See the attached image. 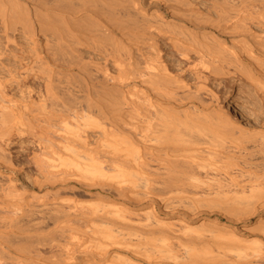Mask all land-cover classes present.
<instances>
[{
    "label": "bare ground",
    "instance_id": "6f19581e",
    "mask_svg": "<svg viewBox=\"0 0 264 264\" xmlns=\"http://www.w3.org/2000/svg\"><path fill=\"white\" fill-rule=\"evenodd\" d=\"M42 1L46 8L59 11H53L58 15L46 29L55 38L45 41L52 42L46 47L48 60L38 58V63L65 89L68 100L63 110L68 118L60 129L52 124L49 132L35 131L41 145L33 160L42 177L34 179L32 187L26 186L32 190L20 189L9 175L0 174V180L5 181L0 182V211L24 219L22 227L19 223L23 220L19 226H11H18L23 232L20 237L26 240L12 249L0 244V264H41L42 252L36 244H44L49 237L54 242L45 244L58 246L54 248L60 249L55 262L63 264H73L67 260L76 258L72 251L76 248L81 254L75 264H244L253 250L259 258L256 255L264 246L244 244L249 241L246 237L227 233V227L214 218L200 217L195 208L186 206L180 214L162 217L151 204L157 201L167 210L171 200L156 194L151 185L264 182V107L256 121L243 126L217 102L210 108L203 101L207 94L199 95L204 89L216 100L215 92L207 87L209 76L238 72L264 100V0H212L208 7L189 0H178L182 1L179 5H174L177 0H163L162 9L154 7L151 1L155 0H148L146 9L141 0H112L113 5L101 11L103 18H98L101 12L96 9L100 0ZM17 3L13 2L19 6ZM36 4L40 2L32 5L31 15L32 10L26 8L23 25L29 26L33 15L37 17ZM11 15V8L0 7L4 24ZM88 16L92 22L89 19L81 25ZM161 39L191 64L192 86L167 67ZM60 74L65 76L62 80ZM235 91L231 87L228 95ZM42 112L41 108L24 115L31 131L37 121L48 122ZM14 118L12 109L0 105V138L12 127ZM89 132L98 134L96 141L90 142ZM252 155L256 156L254 161ZM7 157L0 143L2 164ZM76 184L83 185L85 199L71 197ZM238 186L235 196L228 195L225 185L227 192H217V187L211 192H217L215 196L221 193L218 203L228 206L229 213L231 206H248L263 192L258 183L249 185L247 191ZM93 188L96 193H90ZM104 190L117 200L102 195ZM143 199L148 203L145 208L131 207ZM75 221H81L90 235ZM136 222L139 228L131 226ZM76 229L85 231L82 234L87 237L83 240L79 236L82 241H75L71 232ZM46 234L50 236L45 238ZM109 245L115 251L106 253Z\"/></svg>",
    "mask_w": 264,
    "mask_h": 264
},
{
    "label": "rangeland",
    "instance_id": "374dc122",
    "mask_svg": "<svg viewBox=\"0 0 264 264\" xmlns=\"http://www.w3.org/2000/svg\"><path fill=\"white\" fill-rule=\"evenodd\" d=\"M36 1L40 2L39 5L36 4L37 5L36 6L37 17H35L36 15L35 16L33 15L34 18L31 17L32 22L29 26L23 25L24 17L26 15V8H27V10L30 8L29 12L32 10L30 12V15H31V13L33 12L32 5L35 4ZM44 1H46V0H44ZM111 1L112 0H110V1L109 0H106V1L100 0L98 3H96V5H97L96 9L98 10V13H99V11L101 12L102 10L104 11L106 9V8H104V6L107 7V9L109 7H111V5H113V4H111L113 1L112 2ZM147 1L148 0H141V3L143 5V7H145V9L147 8V6H145L147 4ZM189 1H191V3L194 2L193 4L196 3L202 7H205V6L208 7L212 4V0H189ZM13 2L14 3L18 2L17 4H19V6L18 5L15 6L13 4ZM101 2H102V4H101ZM175 2L176 1L171 2L170 4H174ZM178 2L180 4H182L181 3L182 1L180 2L177 0V3H175L174 5H179ZM42 3H44L42 0H40V1L39 0H13V1L12 0H0V7L5 6L7 8H11V13H12L8 24H6V23L4 24V21L1 19V16H0V105L7 106L8 108L12 109L13 113L15 114V118L13 119V121H11V122H13V123H11V124H13V125H11L12 127H10L6 131V133L2 135L3 137L0 138V140H1L0 143H1L2 147H4V150L8 156L7 158L9 160V162L7 163L8 160L6 158V160H7L6 164H2L3 161L2 162L0 161V174L9 175L11 177V179H13V182H15L16 185L20 189H25V190L27 189V191L32 190V188L28 189L26 186L32 187L34 185V183L32 184V182L33 181L35 182L34 179L38 178V176H39V178L42 177V174H40L41 172L38 170V168L36 167L35 162L33 160V156L36 154H39L37 152H39V150H40L39 146L41 145V142L38 141V139H37L38 137L34 134L35 131L37 130L36 131V133H37L39 131L51 130L52 128L50 129V127H52V124L54 127H56V128L59 127V129H60V128H62V126H64V122H66L67 118H68V116L65 114V112L63 110L64 106L66 105L67 100H68L66 97L67 95L65 93L66 92L65 89L62 88V86L56 85L55 84L56 82L54 81L55 79H51L49 76H47L46 72H44L40 68L39 63H38L39 62L38 58H39V60L41 59L42 61L48 60V56H49L48 53L49 52H48V48H46V47L48 44H51L52 42L51 43L46 42L47 43L46 44L45 41L50 42V39H52V41H54L55 38H51L53 36L50 35V31L48 33V30H46V29H48V26H49L48 23H50L51 21L54 20L56 15H58L56 13H58V11H59V10H55V8L53 9L52 7L46 8V6H48V5L47 4L44 5ZM151 3L154 5V7H159L160 9H162V7L164 6L163 0H155V1H151ZM98 6H99V8L101 7L100 8L101 10L98 8ZM102 8H104V9H102ZM53 11L56 12L55 13L56 15L54 14ZM51 13H53V14H51ZM104 16L105 15L104 14L102 15V12H101V14H99L98 18H100V17L103 18ZM89 17H91V16H88L87 18H84L83 20H81V25L85 26L86 24H88L87 22H90V20L92 22V19H90ZM85 19H86V21H84ZM83 22H85V23H83ZM25 26L27 28H30L29 30L32 34H30L28 31L25 30ZM116 33H118V30L116 31ZM46 37L48 38V40H45V39H47ZM161 40H160V45L162 48V51H161L162 58L166 62L167 67H169V70L171 71V73L175 74V72H177L176 75L179 74L178 76L180 78H183V80L187 79L186 81H188L192 86V84L194 82V73L192 72L191 64H189V62H187L182 57L175 54V52L172 51L170 49V47L168 46L166 40H162V41ZM164 42L167 45H165ZM85 49L86 48L81 46V50L84 51ZM85 51H84V54L86 55ZM91 52H93V50H91ZM100 60H102V58ZM109 67H111V66H109ZM111 69H112V71L114 70L113 67H111L110 70ZM212 76H214V75L209 76V80L207 82V84L209 83V85H207V87L211 88L212 91L215 92V94L217 95L216 96L217 99L215 100V97H214V99H212L213 97H211V95H209V92H207V90H204V89L201 90L200 89L202 91V93H200L201 91L199 90L200 91L199 95L204 96V94L205 95L207 94L206 96H204V97L202 96V97L205 99V100L203 99V101L205 103H207V104L209 103L208 105H211L210 108L212 106H214L217 102V104L220 105L223 108V110H225V112L231 118L235 119L237 122L240 123V125H243V126H247V124L249 126L250 123H253L254 121H256L258 119V117H260L262 115V110H263L262 107H264L262 105H264V100H262V98H260V96L258 95L256 90L253 88V86L249 83V81L244 76L240 75L238 72L228 73V74H217V75L215 74V77H212ZM64 77L65 76L62 74L59 75V78L61 80ZM192 78H193V80H192ZM231 87L235 88L236 91L233 95L229 96L228 94L230 92ZM102 91L103 90H101L100 92H102ZM205 91H206V93H204ZM202 97L200 98L201 101H202ZM207 100H212V101L208 102ZM198 102L199 101H197V100L195 101V103H198ZM257 105H258V107H257ZM37 108L38 109L42 108V110H43L42 116L47 118L49 123L46 122V123H48V124H46L44 121L41 122V120L37 121L38 123L36 122V124H35L36 126L34 127L35 130L33 129L32 130L33 133H31L32 131L29 129V127H28V125H27V123L23 117H24V115H30L31 113L35 112V110H38ZM51 108H53L54 110H51ZM260 110H261V112H260ZM30 111H31V113L29 114ZM52 111H53V114H52ZM50 123H51V126H49ZM47 125H48V127H47ZM256 128H259V127H256ZM254 130H256V129H254ZM89 135H90V139H89L90 142H94V140L96 141L98 138V136H97L98 134L89 132ZM7 151H8V153H7ZM252 156H254L253 160H252V161H254V158L256 159V156L255 155H252ZM239 160H243V159L239 158ZM7 164H9L11 166H8ZM38 172L40 175L38 174ZM0 182H5V181L0 180ZM213 183H216V182H209V183L208 182H204V183L203 182H152L151 186L154 187L155 191H157L156 194L159 193L158 195H161V197H164L167 199L170 198L169 200H171V205H172V206L168 207L166 210L164 207L162 208L161 204H159L157 201H155L154 202L155 204L153 203L154 205L151 204L152 209L155 211L157 210L156 212H158V213H161L162 217H168V216L170 217L171 214H174V213L180 214L179 211H181V209L184 210L185 208L187 209V207H188V209L189 208L190 209L195 208L196 211L200 212L199 213L200 217L205 216V217H207V219H213L214 218L217 222H219L220 224H223L225 227H227V230H226L227 233L233 232L236 235L244 236L250 241V242L247 241L244 244H246V243H248V245H250V244L251 245L252 244H254V245L259 244L260 245L261 244V246H260V249H261L264 246V233H263L264 232V182H239V183L238 182H231V183L225 182L227 184H225L223 182H222L223 184H220V182H217L219 184V186L216 183L215 188H214V186H212V185H214ZM234 183H236V186ZM237 183H238V185H241V186L243 185V187H245L244 189L246 191L248 190L249 185L258 183V184L263 186V192L261 193V195L257 198V200L254 203L249 204L250 207H248L249 205L248 206L247 205H245V206L241 205V208H239V206L238 207L236 206V208H235V206H231L230 207L231 213H229V212H227L228 210H226V208L228 206L224 207L225 204L222 203V205H221L220 203H218V200L220 201V198H221V197L220 198H218V197L221 196V193H218L217 196H215V194H217V192L219 190L221 192L222 189L224 191H226L225 190L226 188L224 189V187H223L225 185V187H227L228 193L230 192L228 195L229 196H235V195H233V193L236 194V190H238V187H239L237 185ZM210 184L213 187L212 190H211ZM206 186H207V188H206ZM217 186L219 188L221 187V189H219ZM216 187L218 190L216 189ZM235 188H237V189H235ZM55 189H56V187H55ZM75 189L76 190L74 191L75 193L73 194V196L71 195L72 193L70 194L71 197H73L75 200L85 199V198H82V196L84 194L83 190H85L83 188V185L82 184H76ZM213 190H217V192L214 191L216 193L211 194V192H213ZM93 191H97V189L96 188L91 189L90 193H96ZM201 192H203V193H201ZM206 192L209 193L211 196L209 194L207 195ZM101 194L102 195L106 194L105 196L109 197L110 199L117 200L116 197L113 196V193L110 191L104 190V191H101ZM204 194L207 196L205 197ZM212 195H213V197H212ZM199 197H200V199H198ZM196 199L198 200L197 204H196V201H197ZM208 200H210V201H208ZM211 200L213 201L212 204H210L212 202ZM143 201L144 202L141 204H136V205L131 204V207L132 208H135V207L136 208H138V207H140V208L144 207L145 208V205H148V203L146 202L147 200H145V199H143ZM215 201H216V203H214ZM172 203L173 204L175 203L176 205L175 204L173 205ZM218 204H220L221 207L218 206ZM209 205H211L212 207ZM251 205H253V206L251 207ZM242 206H244L245 208ZM169 208H171V209H169ZM204 208L206 210L209 209V211L207 212L206 210H204ZM214 208H216V210ZM237 208L240 211L236 210ZM161 209H162V211H161ZM177 210H178V212H177ZM232 210H234L235 212L233 213ZM164 211H166V212H164ZM0 213H2V215H0V241H1L0 244H1V246L2 247L5 246L4 249L5 248L7 249L8 245H9V246H11V249H12V247H13L12 245H15L16 243H17V245H18V243L19 244L25 243L26 240H24L23 238L20 237V235L21 236L23 235V232H19V230H18V226H19L18 222L23 220L19 223V224H21V223L23 224L24 219L22 217H20L19 219L13 218V217L11 218V217H8L7 214H4L1 211H0ZM221 214H225V215H221ZM4 215H5V217H4ZM144 215L145 214L142 213V215H140V217L142 219H144ZM230 215H232V216L235 215V216L232 217ZM240 217L243 219H241ZM258 217L260 218V221L257 220ZM76 222H78V221H75L74 224H79L80 230H81V228L83 230L85 229L84 227H82L80 225L81 221H79L78 223H76ZM13 223H16V225H18V226H11ZM22 224L20 225L21 227L23 226ZM115 226L116 225H114V227ZM131 226L132 227L135 226V228H139L138 226H140V225L139 224L137 225V222H136L135 224H131ZM244 228H245V230H244ZM79 229H76L77 231L73 230V232H71V233H75V241H78V242L82 241V239L84 240V238H86L88 236V234L91 233L89 231V229H87V230L85 229V231L87 233V236H86V235L82 234L85 231L81 232L82 231L81 230L80 231L81 233H80ZM121 231H125V229H123ZM16 232H18V233H16ZM67 232H69V231H67ZM78 232L81 235H79ZM227 233H226V235H227ZM67 234L68 233H66V235ZM69 234H70V232H69ZM76 235H78V236H76ZM49 236L50 235L47 236V234H46V237L45 236L44 237L48 238ZM52 236H54V235H52ZM34 237L38 238L37 240H39V241L41 240V242H45V240H46V239L42 240V238L41 237L39 238L38 235H35ZM55 237H57V236H55ZM77 237H79V239L80 238H82V239L79 241V239ZM2 238L5 240H3ZM49 241L54 242L53 240H50V237H49V240H47L46 242H49ZM251 241H253V242H251ZM262 242H263V244H262ZM45 243L44 244L43 243H37L36 244V242L34 243L37 245L40 253L42 252L41 253L42 256H40L42 260L40 263L41 264H51V263L63 264L64 262H59V261H58L59 263L55 262L57 258H54V257H57V255H58L57 253L60 251V249H54V248H58V246L57 247L52 246V245L49 246L48 243L47 244H45ZM4 244H7V246ZM109 246L106 247V250H105L106 253H111V252L115 251L112 248V246H110V247ZM75 248H76V246L74 247V249ZM77 249L78 248H76V250H72L73 254L76 256L77 259L75 258V259H70L67 261H72L73 264L80 261L78 259V257L80 256L78 254L80 252ZM258 249H256V250H258ZM56 250H57V252H56ZM262 250L264 251V247ZM262 250H260V251L263 253ZM75 251H78V252H75ZM258 251H255V252L257 253ZM251 252H250L251 256L248 258L249 260L246 259L249 262L245 261L244 264L245 263L249 264V263H251V261H253V263L257 264V263H259V261L262 258H264L263 257L264 255L261 256L262 255L261 252H260V254L258 252V255H256L258 257L260 256L259 258L255 257L254 250L252 253ZM48 257H49V259H48ZM251 257L253 259H255V258L259 259V260H257L258 262H256V260H253ZM53 258L55 260H52L53 261L52 262L51 259H53ZM43 259H44V261H43ZM96 259H99V256H96ZM101 261L102 260L100 259V262ZM38 262H39V260H38ZM261 263L262 264L264 263V259L261 260L260 264Z\"/></svg>",
    "mask_w": 264,
    "mask_h": 264
}]
</instances>
